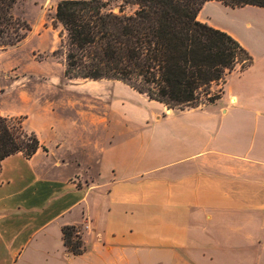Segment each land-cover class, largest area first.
Masks as SVG:
<instances>
[{
    "label": "crops",
    "instance_id": "1",
    "mask_svg": "<svg viewBox=\"0 0 264 264\" xmlns=\"http://www.w3.org/2000/svg\"><path fill=\"white\" fill-rule=\"evenodd\" d=\"M209 4L221 5L206 2L197 20L217 29L202 17ZM263 23L245 24L252 63L214 103L159 104L107 143L56 138L47 125L32 158L7 157L0 264H264ZM63 226L79 229L83 254L64 247Z\"/></svg>",
    "mask_w": 264,
    "mask_h": 264
},
{
    "label": "trees",
    "instance_id": "2",
    "mask_svg": "<svg viewBox=\"0 0 264 264\" xmlns=\"http://www.w3.org/2000/svg\"><path fill=\"white\" fill-rule=\"evenodd\" d=\"M18 0H0V48L21 42L30 27L12 12ZM264 9V0H121L118 13L107 0H60L54 21L69 80H115L150 101L185 110L214 103L225 78L252 63L251 54L224 30L197 20L202 5ZM133 6L131 14L123 8ZM212 86H218L216 92ZM41 143L21 121L0 115V165L9 156L32 158ZM64 247L83 254L75 226L62 227Z\"/></svg>",
    "mask_w": 264,
    "mask_h": 264
},
{
    "label": "rangeland",
    "instance_id": "3",
    "mask_svg": "<svg viewBox=\"0 0 264 264\" xmlns=\"http://www.w3.org/2000/svg\"><path fill=\"white\" fill-rule=\"evenodd\" d=\"M107 1V9L118 13L121 0ZM57 3L18 0L13 7L14 16L26 22L30 30L17 45L0 48V115L20 120L23 129L39 139L47 125L57 127L56 138L103 143L115 138L125 125L141 129L153 114L161 111L158 102L148 100L120 81L69 80L64 76L63 56L54 53L62 36L61 25L54 21ZM134 9L125 7L123 13L131 14ZM202 17L238 42L249 43L253 35L245 24L264 22V9L209 4ZM121 112L128 114L127 120H121ZM79 155L86 156L84 152ZM76 179L78 184L89 180L80 174Z\"/></svg>",
    "mask_w": 264,
    "mask_h": 264
},
{
    "label": "water",
    "instance_id": "4",
    "mask_svg": "<svg viewBox=\"0 0 264 264\" xmlns=\"http://www.w3.org/2000/svg\"><path fill=\"white\" fill-rule=\"evenodd\" d=\"M167 112H170V109H167Z\"/></svg>",
    "mask_w": 264,
    "mask_h": 264
}]
</instances>
